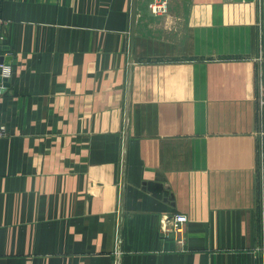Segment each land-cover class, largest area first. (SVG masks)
Wrapping results in <instances>:
<instances>
[{
  "label": "crops",
  "instance_id": "obj_1",
  "mask_svg": "<svg viewBox=\"0 0 264 264\" xmlns=\"http://www.w3.org/2000/svg\"><path fill=\"white\" fill-rule=\"evenodd\" d=\"M2 60L0 264H264V0H0Z\"/></svg>",
  "mask_w": 264,
  "mask_h": 264
},
{
  "label": "built area",
  "instance_id": "obj_2",
  "mask_svg": "<svg viewBox=\"0 0 264 264\" xmlns=\"http://www.w3.org/2000/svg\"><path fill=\"white\" fill-rule=\"evenodd\" d=\"M154 12H157V9H154ZM12 73V65L5 60H2L0 62V79L1 81H6L10 78ZM4 133V128L0 129V135ZM171 222L170 229L180 236V238H183V230L184 225L187 222V216L182 213H175L172 215V217L167 218V221Z\"/></svg>",
  "mask_w": 264,
  "mask_h": 264
},
{
  "label": "water",
  "instance_id": "obj_3",
  "mask_svg": "<svg viewBox=\"0 0 264 264\" xmlns=\"http://www.w3.org/2000/svg\"><path fill=\"white\" fill-rule=\"evenodd\" d=\"M147 189L149 192L152 193L153 196L157 198H164V199H169L171 200L172 197L169 194V191L166 187L160 185V184H154V183H147Z\"/></svg>",
  "mask_w": 264,
  "mask_h": 264
}]
</instances>
